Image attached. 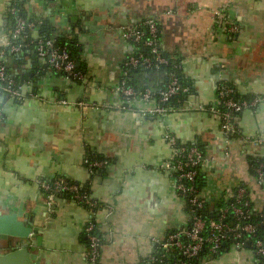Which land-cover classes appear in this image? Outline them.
<instances>
[{"label":"crops","instance_id":"0c3cea01","mask_svg":"<svg viewBox=\"0 0 264 264\" xmlns=\"http://www.w3.org/2000/svg\"><path fill=\"white\" fill-rule=\"evenodd\" d=\"M10 4L0 0V50L13 28ZM221 8L239 24V35L227 37L215 27L213 12ZM25 10L37 20L33 40L43 35L42 20L54 37L77 39L85 75L73 81L34 50L7 57L27 98L0 96V210L23 207L21 220L31 217L33 233L25 245L42 264H88L85 228L93 219L103 240L100 264H142L171 231L188 226L187 201L174 190L172 175L160 169L173 151L168 133L203 147L200 174L207 184L201 195L211 211L240 184L249 187L253 206L264 209V185L250 170V157H264V145L246 139L264 136V0H28ZM152 17L161 22L163 49L182 59L193 92L149 118L143 113L156 99L127 101L119 87L124 62L137 51L124 27ZM134 78L140 86L159 83L146 72ZM222 81L241 96L263 98L239 116L241 133L230 142L209 111ZM80 101L101 108L80 107ZM122 105L127 109L115 108ZM98 155L109 165L91 174L85 158ZM57 176L86 186L105 208L93 211L60 197L50 213L40 181ZM235 250L227 258L232 264H262L251 247Z\"/></svg>","mask_w":264,"mask_h":264},{"label":"built area","instance_id":"2783aa9c","mask_svg":"<svg viewBox=\"0 0 264 264\" xmlns=\"http://www.w3.org/2000/svg\"><path fill=\"white\" fill-rule=\"evenodd\" d=\"M22 0H10V13L12 15L13 28L7 46L0 50V84L6 83L4 91L12 100L24 101L27 95L22 91V86L17 83L14 77L8 75L7 57L19 54L29 49L35 42V50L38 55L46 60L57 72L62 73L73 81L85 79L84 73L79 70L77 63L72 59L70 52L56 44L54 38H40L28 41L31 29L36 23L24 18L18 7ZM214 25L227 37L239 35L242 30L239 24L228 18L225 8L216 9L213 12ZM159 19L152 17L144 20L148 29V37L144 39L145 32L138 26L124 27L125 37L135 43L143 42L149 47L153 58L144 56L142 53L130 55L125 65V77L119 87L120 92L127 101L131 99L152 100L156 90L146 88L143 91L136 90L127 85L126 77L129 76L130 68L138 65L151 68L167 64L168 60L163 56V47L158 41ZM21 40V42L18 41ZM18 42V43H17ZM190 88L183 86L178 77L173 75L165 88L159 91L156 98V106L146 109L144 116L153 118L166 113L173 98L189 93ZM218 100L209 108L213 117L220 121V125L227 142H230L236 135L241 133L238 118L247 109L257 107L262 101L261 96H254L250 99L238 97L236 86L228 82H220L217 86ZM180 100V98H178ZM64 102V101H61ZM80 107L100 109L98 105H92L85 101L78 102ZM116 109L126 110L127 106H116ZM110 109V108H108ZM4 119V113L0 108V123ZM166 138L171 143L173 151L171 156L160 165V169L172 175L174 179V190L184 198L188 204L189 222L188 226L171 231L166 239L158 245V248L166 253L170 252L173 259L165 261L152 255L151 263L159 264H190L189 260L198 257L205 249L212 256L219 255L220 251L229 241L237 249H243L248 241L251 242L258 261L264 262V236L258 235L259 225L264 223V209L259 210L260 222L251 221L253 212L252 201L248 198V191L245 186H240L236 191L230 192L226 199L232 200L229 205L216 208L211 211L210 217L202 213L206 206L204 199L197 189V179L205 160L203 151L195 144L180 142L176 136L168 133ZM247 141L253 145H264L263 137H247ZM227 155L229 153L227 152ZM85 163L91 174L97 169H103L109 165L107 158L100 159L93 156L85 158ZM256 179L259 185H264V162L254 168ZM40 187L46 197L48 211L52 213L55 203L64 194L74 203L87 207L93 211L104 209L105 206L94 199L88 188L70 180L65 176H57L52 180L40 181ZM258 209L254 208V211ZM87 239V261L88 264H100L103 240L97 222L91 220L85 228ZM178 254L182 258L176 257ZM164 256V254L162 255ZM176 257V258H175Z\"/></svg>","mask_w":264,"mask_h":264},{"label":"trees","instance_id":"16d2710c","mask_svg":"<svg viewBox=\"0 0 264 264\" xmlns=\"http://www.w3.org/2000/svg\"><path fill=\"white\" fill-rule=\"evenodd\" d=\"M28 0H22V1H19L18 2V7L21 9L20 11V14L24 17V18H27V13H26V10H25V4ZM45 2L47 3H51L52 1H55V0H44ZM10 17L12 18V15L10 13ZM30 20V19H29ZM42 38H54V36L52 35V31H51V28H49L48 26V22L47 20H42ZM144 22V21H143ZM141 22L138 27L145 32V37L144 39H146L148 37V29L147 27L144 25V23ZM35 23H37V20L35 21ZM12 32V31H11ZM162 25H161V22L159 21V25H158V41L161 42V37H162ZM56 39V44L60 47H63V48H66L70 54H71V57L72 59H74L77 63V54H78V49L79 47L76 46L77 44V39L76 38H67L65 36H60V37H55ZM33 40L32 37L29 35V39L28 41H31ZM18 41V40H16ZM18 42H21L18 41ZM17 42V43H18ZM134 42V41H133ZM36 43V42H35ZM35 43L29 48V49H26L25 51H35V54H37L36 50H35ZM135 43V42H134ZM136 47H137V51L134 53V54H138V53H142L144 56H147V57H151L153 58V55L151 53V50L149 47H146L144 46L143 42L141 43H135ZM163 53V56L168 60V63L167 64H161L159 65V67L157 68V66H153L151 68H147L145 66H141V65H138L137 67H134V68H130L129 70V76L126 77L127 79V85L130 86V87H133L135 88L136 90H139V91H143L145 90L146 88H152L153 90H156L155 92V95L153 96V98H157L158 94H159V91L163 88L166 87V85L170 82L171 80V77L173 75L177 76L180 83L183 85V86H187L190 88V91L189 93H186V94H183V95H180L176 98H173L169 104V106L172 104V103H180L182 101H184V99L192 94L193 92V86H192V83L187 80L184 76V69H183V62H182V59H179L171 54H169L166 50L163 49L162 51ZM79 70H82L81 67L78 68ZM124 69H125V65H124ZM8 75H11L13 77V73H11L12 71L10 70V66L8 64ZM57 72V71H56ZM141 72H146L152 76H156L157 78V81L159 82L158 84L154 85V86H151L149 84L147 85H139L138 83H136V80H135V74L137 73H141ZM59 73V72H57ZM61 75H63L62 73H59ZM26 78V77H25ZM18 77L17 79L15 78V80L17 81V83H19L18 81ZM77 82H81L80 81H77ZM224 82H227V81H224ZM4 86H6V83H2L0 84V96H3L4 99H9V95L4 91ZM238 97H242V98H247V99H250L252 97L250 96H241L240 94H238ZM178 98H180V100H178ZM0 108H2V104H0ZM1 124V123H0ZM237 136V135H236ZM197 146L203 151L204 153V150H203V147L200 145V144H197ZM97 158H100V159H105L104 157H101V156H97ZM264 162V157H250V170H251V173L252 175L256 178V173H255V170L254 168L256 166H258L260 163ZM201 173V172H200ZM257 180V179H256ZM75 182V181H74ZM77 183V182H76ZM197 189H198V192L200 194H202V190L204 189V187L206 186L207 182L206 180L203 178V176L201 174H199L198 176V179H197ZM240 186H245L247 188V191H248V198L251 200V197H250V189L249 187L246 185V184H240L238 187H236L235 189H233V191H236ZM83 187H86V186H83ZM202 196V195H201ZM63 198H70L68 194H64L62 195ZM232 200L230 199H225V200H221L220 203L216 206L217 208L219 207H223L225 205H229L231 203ZM252 207H253V212L254 214L252 215V219L251 221L253 222H260L261 220L259 219V216H260V212L259 210H255L254 211V206H253V203H252ZM216 209V208H215ZM203 215L205 217H210L213 215V213H211V207L210 205L208 204V202H206V206H205V209L204 211H202ZM258 235L259 236H264V223L259 225V228H258ZM232 246V243L229 241L226 246L220 251V253L225 250L226 248H229ZM177 252L175 251L174 254H176ZM219 253V254H220ZM164 254V256H162ZM173 255L170 254V252L166 253L162 250H160L157 246L156 248V251L154 252L153 255H155L156 257L158 258H163L165 261H170L172 260L173 258ZM176 257H181L180 254H178ZM175 257V258H176ZM151 258V257H150ZM150 258L148 260H146L144 263L142 264H159V263H151L150 262ZM213 258L208 252L207 250H203L199 255L198 257L196 258H193V259H190L189 262L190 264H205V261L208 260V259H211ZM262 264H264V262H261Z\"/></svg>","mask_w":264,"mask_h":264},{"label":"water","instance_id":"95a60500","mask_svg":"<svg viewBox=\"0 0 264 264\" xmlns=\"http://www.w3.org/2000/svg\"><path fill=\"white\" fill-rule=\"evenodd\" d=\"M46 61L48 60H42L43 63ZM77 66L80 67V62ZM24 216L23 207L17 212L0 210V251L9 250L8 253H0V264H42L38 260L39 255L31 253L25 245V239L30 238L33 233V221L31 217L26 221L21 220ZM246 246L251 247V242L248 241Z\"/></svg>","mask_w":264,"mask_h":264},{"label":"rangeland","instance_id":"374dc122","mask_svg":"<svg viewBox=\"0 0 264 264\" xmlns=\"http://www.w3.org/2000/svg\"><path fill=\"white\" fill-rule=\"evenodd\" d=\"M235 251H236L235 248H233L232 246L230 247L229 251H226L217 257L206 260L205 264H232V262L228 261L227 258L231 257L233 252ZM228 254L230 255L228 256Z\"/></svg>","mask_w":264,"mask_h":264}]
</instances>
